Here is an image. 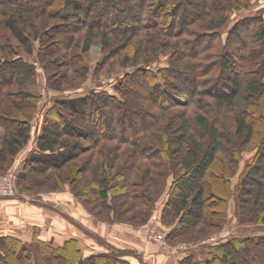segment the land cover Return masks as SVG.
<instances>
[{
	"label": "trees",
	"instance_id": "obj_1",
	"mask_svg": "<svg viewBox=\"0 0 264 264\" xmlns=\"http://www.w3.org/2000/svg\"><path fill=\"white\" fill-rule=\"evenodd\" d=\"M252 1L0 0V175L31 138L43 97L28 90L38 64L50 87L66 90L68 82L72 88L75 73L86 78L88 53L99 42L106 56L135 71L115 92L93 89L54 100L18 173V186L30 189L31 180L49 182L59 174L61 188L69 185L85 203V191L92 189L102 202L88 207L96 217L136 226L148 221L139 206L155 209V178L143 162L155 156L173 176L160 212L171 242L223 229L232 192L242 223H264V15L246 18L256 25L243 43L236 39L246 24L242 20L230 28L226 43L220 35L230 12ZM35 41L37 63L30 59ZM256 43L261 49L254 51ZM163 55L169 65L148 67ZM131 84L139 91L128 89ZM130 91L144 92L148 104L128 101ZM119 107L153 115L140 127ZM100 109L110 115L108 122L86 128L69 120ZM247 150L254 156L233 185ZM90 151L98 155H87L76 169L92 172L87 182L75 184L76 175L60 174ZM39 233L36 227L31 240L0 236V264H136L108 242L103 241L105 250L86 253L77 237L56 243ZM179 264H264V235L232 236L211 244L206 259L188 253Z\"/></svg>",
	"mask_w": 264,
	"mask_h": 264
},
{
	"label": "rangeland",
	"instance_id": "obj_2",
	"mask_svg": "<svg viewBox=\"0 0 264 264\" xmlns=\"http://www.w3.org/2000/svg\"><path fill=\"white\" fill-rule=\"evenodd\" d=\"M260 15H264V0H253L251 6H249L247 8H241V9H236V10L231 11L229 14V19H228L226 25L221 29L220 35H221L222 42L223 43L227 42L229 30L235 23H237L241 20L243 23V21L245 22L246 18L249 16H260ZM248 24L249 23L244 24L241 27L242 31H239V33L236 34V39L240 40V41H238L240 43L242 41H244V39L247 37L246 35L248 34V32H250V28L255 23L250 22L251 26H250V24L249 25ZM33 45H34V52H33L32 56L30 57V59L37 63L36 57L38 55L39 42L35 41ZM253 46L255 47L254 51L261 49V46H258L257 43L253 44ZM168 60H169V56L163 55V56H161L160 60L157 63H155L153 66L148 65V67H153V69L155 71H157L158 70L157 68H161V67H165V66L169 65ZM87 62L89 65V69H88V73H87L86 78L84 79V77L82 75L79 76V75H76V73H75L71 77L72 84H74L75 86H71L72 88H70V87H68L69 83L67 82L64 84V86L67 87L66 90H58V89H54V88L50 87V84L48 83L47 76H46L43 68L41 66H39V64H38V72H37L36 80L34 82H31L28 84V90L31 93L42 94L43 97L39 103L40 111L36 112L33 119H32L33 131H32L31 138L29 140V144L31 142L36 141V136L38 134V131L41 128V125L43 124V121H44L43 116L45 115V112L47 111L46 109H48L50 107V105L52 104V102H54V100L65 98L66 96H69V95L84 94V93H87L93 89H107L111 92H115L116 87L118 85H120V82L125 78L127 73L133 72L136 69L135 67H132V66L124 67V66L120 65L119 63H117L116 58H109L108 56H106V54H104V52L102 50V45L99 42H96L95 44H93L92 48L90 49V51L88 53ZM261 67L264 71V64H262ZM240 68H243V67H240ZM64 69H67V68L64 67ZM131 85L132 86H128V89H132L133 91H137V92L139 91L137 88H134V86H135L134 84H131ZM76 86H78V87H76ZM73 87H76V88H73ZM131 92L132 91H130V93H128V97H127L128 101H131V103H135L137 105L138 104L141 105V103H143V104L147 103L148 104V99H147V96L144 92H140V93H142V96H140V95L134 96V95H132ZM117 109L120 112L124 111L125 114H128V112L131 113V111L123 110L120 107ZM150 111L148 112L145 110L139 114H135V113L132 114L131 113V115H132L131 117H132L133 122L137 123V125H139L140 127L143 126L146 123V121H149L150 117L153 115L152 114L153 112H150ZM120 112H119L118 118H120ZM56 114H58V113H56ZM56 114L54 116H57ZM109 116L110 115L107 114V112H105V110L100 109V111H93L92 115L83 116L82 119L77 120L74 116H71V118H69V120L72 119L73 121L83 125V127L89 128L95 124L99 125L101 122H106V121L108 122L110 119ZM127 123H129V122L127 121ZM0 130L4 131V128H0ZM108 143L112 144V143H117V142L115 140H113V141H109ZM88 144H89V142H88ZM123 147H126V146L123 145ZM254 153H255V151H249V150L244 151L243 158L240 162L238 171L232 178L233 185H235L239 181L241 173L243 172L246 164L251 161L252 157L254 156ZM87 155H92L91 157H93L94 155L97 156L98 154L96 152L90 151L87 154H84L82 157H80L76 162L70 164L69 167H64L58 171H60V174L64 175V176H66V174H71L72 176L76 175L77 181H74V183L81 185L87 179V177L91 176V173H92L91 171H87V172L85 171V172H80V173L76 171L77 168L81 167L84 164L85 159H86L85 157H87ZM127 156L128 155H126L125 157H121L122 163L123 162L127 163V160H125V158H127ZM143 162L146 163L152 169V174L155 178L154 196L156 198V201H155V209H154V211H152V213H150L148 206H139V209L142 210L143 212H145L146 215L148 216V221L143 223V224L136 225V226L128 224V223L106 222V221H103L102 219H100L99 217H96L92 212H90L88 210V207L95 208V207H97L98 204H100V203L102 204V202H99L93 198L95 194L93 193L92 189H90L88 192L85 191V194L89 193V196L85 197L86 198L85 201L87 200V203H85L84 201L79 200L74 195V193H72L69 185H66V187L64 189L61 188V187H63V185L62 184H61L62 186L60 185L61 180H60V177L58 176L59 174L58 175L55 174L52 177V179L49 180V182L42 180L39 182L37 181L38 182L37 183L36 181L33 182V180H31L30 189H28V188L25 189L26 187H22V186L20 188L17 184L18 183V173L23 168L19 169L16 165V160H15L14 163L12 164V166L5 173L0 175V178L3 177V175H5V174H8L12 171H16L14 185H15V189L18 191V193L26 194L29 197H31V195H32V199H35V198L43 199L47 204V206L43 207V208H45V210L48 213H52V214L54 213V215H57L58 217L61 216V218H65V219H67L66 215H68L69 216L68 220H70L69 226H68L69 229L71 228L73 230V228H78L81 230V232L84 236V238L81 240V241H83V243H81V244H82L83 249L85 250L84 252L96 253V252H98V249H100V248L102 250H105L106 246L103 243V241H104V242L110 243L111 245H113L118 250L125 252L123 255H121L122 259L130 260L136 264H151L150 262L152 259L145 260V259L141 258L142 257L141 254H138L134 250H129L128 248H126L124 243L121 241V238H123L125 235H127V236L131 235L132 236V235L136 234V236H138V237H143L147 240H150L149 243L154 250L153 252H157L159 250H165V248L167 249L168 247H171V246L172 247L182 246V248H181L182 250L180 249L181 251H185L186 249H184V248L188 247L189 249L187 248V250L185 251L186 254H188V253L193 254V252L189 251L192 248L194 250V253L196 251L197 256L195 254L194 255L198 259H206L207 258V256L204 258V255L202 257V255L198 251H200V250L204 249V247L210 246L211 244H214L218 241L226 240L232 236L264 235V223H247V224H244L239 220L238 210H237L238 209V200H237L235 193L232 192L231 196H230V206H229V210H228V218H227L226 224H225L223 229H221L219 231L211 232V233H209V234H207V235H205V236H203L197 240L191 241V242H185V241H179V240H177L175 242H171V240H169L166 237V233H167L169 228H166L162 224L161 215H160L161 213H158L156 209L161 208V210H162L163 207L161 206V203H163V200H167L169 198L168 188L170 187L173 176L170 173V171L166 168V166L164 164L165 162L163 160H159L155 156H153V158H149L147 160H144ZM32 177H33L32 174H30V172H29L27 178L30 179ZM42 177H44V175ZM42 177H40V178H42ZM85 182H87V181H85ZM58 184L60 186L51 187V186H57ZM58 192H63V193L68 192L69 195L67 194L64 197H60L59 196L60 194H58ZM47 193L49 195H45ZM0 196L1 197H8L7 195L5 196V195H1V194H0ZM9 196H12V195H9ZM64 200H65V202H68L69 204L64 203ZM108 203H111V201H109ZM68 205H69V207H67ZM73 205L77 206V211L74 210V208H76V207ZM66 208H69V209H66ZM78 209H80L81 211H79ZM99 209L100 208H98L97 210L99 211ZM161 210H160V212H161ZM82 211L86 212L88 214L87 216H90L91 218H95V219L99 220L101 222L102 226L106 227L108 231H112L111 234H110V232L104 231L102 229L100 232H98L96 230L94 231V229H92L91 227L87 228L85 226L86 223L84 221L77 219V214L78 213L81 214ZM58 219L60 220V218H58ZM55 220H54V222H55ZM58 224H59V221H58ZM114 231L115 232L117 231L118 235L120 237L111 236V235H114V233H115ZM151 233L153 236L156 234H162L164 237V241L163 240L157 241L156 239H154V237L151 238L150 237ZM95 234L99 235V237L98 238L94 237ZM100 239H102V240H100ZM53 240L56 243H61V242H63L64 238H61V236L59 235L58 241L56 240L55 236H54ZM86 240H88V241L84 242ZM95 245H96V247H95ZM127 256L128 257L131 256L130 259H127ZM37 263H39V262H36V264ZM28 264H30V262H28Z\"/></svg>",
	"mask_w": 264,
	"mask_h": 264
},
{
	"label": "crops",
	"instance_id": "obj_3",
	"mask_svg": "<svg viewBox=\"0 0 264 264\" xmlns=\"http://www.w3.org/2000/svg\"><path fill=\"white\" fill-rule=\"evenodd\" d=\"M2 142L0 141V148ZM36 146V141L28 143L27 146L20 152L16 159V165L19 169L23 168L26 159L29 157L31 151ZM60 197H64L68 194V192H58ZM45 195H49L48 193ZM69 195V194H68ZM63 202V201H62ZM166 200H163L161 206L163 207ZM64 203L69 204L68 202ZM47 204L41 198L32 199L26 194H20L16 190V193L12 196L8 197H1L0 196V236L4 235H15L24 240H31L33 237V231L36 227L39 228L40 233L39 236L46 240L54 241V236L58 241L59 235L64 240L68 237H77L80 240L84 238L82 232L78 228H73V230L69 229V216L66 215L67 219L58 217L54 215V213H48L45 208ZM76 208L74 210L77 211V206L73 205ZM69 207V205L67 206ZM69 209V208H66ZM81 211L80 209H78ZM161 208L157 209V212L160 213ZM86 212L81 214H77V219L82 220L86 223V227L94 229V231L100 232L101 229L104 231H108L106 227L102 226L101 222L95 218H91L87 216ZM60 218V220L58 219ZM56 219V220H55ZM55 220V222H54ZM59 221V224H58ZM113 228V227H112ZM113 230V229H112ZM111 232L112 231H108ZM115 232V231H114ZM117 232V231H116ZM111 235L113 237H120L117 233ZM116 234V235H115ZM63 240V241H64ZM88 240L84 241L87 242ZM121 241L124 243L126 248L129 250H134L138 254H141L143 259H152L151 264H178L179 260L186 254L185 251H181L182 246L176 247H168L165 250H159L157 252H153V248L151 247L149 241L143 237H138L135 235H125L121 238ZM62 243V242H61ZM83 243V241H81ZM122 243V244H123ZM94 247V246H93ZM96 247V245H95ZM203 247V246H202ZM210 246L204 247V249L198 251L202 257L204 258L207 256L209 252ZM98 249V248H97ZM181 249V250H180ZM189 249V248H188ZM180 250V251H179ZM87 251V250H86ZM98 251H102V249H98ZM189 251L193 252L196 255V251L191 248ZM91 252V251H90ZM197 256V255H196ZM131 257V256H130ZM127 256V259H130Z\"/></svg>",
	"mask_w": 264,
	"mask_h": 264
},
{
	"label": "built area",
	"instance_id": "obj_4",
	"mask_svg": "<svg viewBox=\"0 0 264 264\" xmlns=\"http://www.w3.org/2000/svg\"><path fill=\"white\" fill-rule=\"evenodd\" d=\"M16 176V171H12L8 174L3 175V177L0 178V194L1 195H14L16 193L15 185H14V180ZM153 231V230H152ZM151 231V232H152ZM150 237L156 239L157 241H164V237L162 234H156L152 235L150 234Z\"/></svg>",
	"mask_w": 264,
	"mask_h": 264
}]
</instances>
